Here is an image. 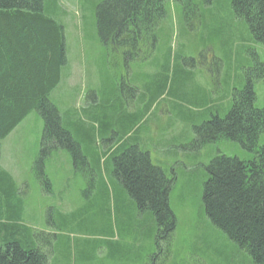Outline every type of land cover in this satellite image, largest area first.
Here are the masks:
<instances>
[{
	"label": "rangeland",
	"instance_id": "obj_1",
	"mask_svg": "<svg viewBox=\"0 0 264 264\" xmlns=\"http://www.w3.org/2000/svg\"><path fill=\"white\" fill-rule=\"evenodd\" d=\"M106 1L44 0L46 13L64 29L68 60L50 99L64 128L80 144L81 158L75 169L67 150L53 153L45 167L51 191L45 193L37 179L44 120L34 112L16 128L11 135L27 136L21 144L30 147L4 146L0 165L18 183L21 224L43 233L41 241L58 236L49 264H250L207 219L203 188L206 169L217 156L249 161L253 155L227 140L201 148L193 140L195 130L212 116L228 115L231 94L245 86L246 70L258 62L264 65V46L234 16L231 0L198 4L188 19L170 0L154 53L128 69L125 57L112 51L110 35L102 37L98 30V10ZM253 86L255 106L264 109V79H255ZM130 101L139 112L132 135L148 141L152 135L175 137L172 145L185 144L164 167L177 177L170 195L177 226L171 246L162 243L160 249L154 244L151 214L140 216L103 168L101 153L123 135L117 120L128 108L120 104ZM259 146L264 147V134ZM97 160L99 176L88 169Z\"/></svg>",
	"mask_w": 264,
	"mask_h": 264
},
{
	"label": "trees",
	"instance_id": "obj_2",
	"mask_svg": "<svg viewBox=\"0 0 264 264\" xmlns=\"http://www.w3.org/2000/svg\"><path fill=\"white\" fill-rule=\"evenodd\" d=\"M169 1L108 0L99 8V33L110 35L112 51L125 57L128 69L129 64L142 63L154 53L157 30L167 16ZM171 1L183 8L188 19L198 4L208 6L217 0ZM231 6L234 16L246 22L252 39L264 46V0H231ZM67 63L64 29L46 13L44 0H0V156L1 142L37 113L45 123L38 162L42 171L37 175L45 193L51 191L45 167L53 153L67 150L75 169L80 165V144L64 128L60 111L50 99ZM258 63L246 70L245 86L231 94L228 115L223 119L212 116L195 130L193 142L201 148L227 140L253 155L249 161L217 156L206 169L203 188L207 219L250 264H264V147L259 146L264 109L255 106L253 86L255 79H264V65ZM123 105L127 107L123 102L121 109ZM127 112L123 110L117 120L123 135H117L115 143L101 153L103 168L140 216L151 214L157 249L162 243L171 246L177 220L170 195L177 177L156 166L150 153L140 147L138 135H132L139 115L126 117ZM88 169L102 175L100 160ZM18 190L0 165V264H49L58 236L46 235L41 241L43 233L36 234L21 224L23 201Z\"/></svg>",
	"mask_w": 264,
	"mask_h": 264
},
{
	"label": "crops",
	"instance_id": "obj_3",
	"mask_svg": "<svg viewBox=\"0 0 264 264\" xmlns=\"http://www.w3.org/2000/svg\"><path fill=\"white\" fill-rule=\"evenodd\" d=\"M127 108H128V112L126 113V117L132 118V116H136L139 114V112H137V110L134 108L133 103L131 104V101L127 103ZM160 136L161 137L159 138L158 135H152L153 139L148 141V138L146 136L138 135V140H139L138 144L140 145V147L143 150H146L147 152L150 153L151 159L156 166L165 170L164 167L168 163L167 158L169 156L179 155L178 152H176L177 154H175V151H177L175 149L176 148L182 149L185 144L184 143H182V144L178 143V145H172L170 143V141H175V137H169V139H166L162 135H160ZM26 139H27V136H23V135H8L1 142V156H2V151L5 148L4 146L10 145V147L13 149H16L17 147L28 149V147H30V145L21 144L22 141L26 140ZM15 140L19 141L20 143L15 144ZM186 140L191 141V139H186ZM193 141H195V140H193ZM148 144L151 148L148 147ZM35 147H37V144H35ZM40 148H41V143H40ZM1 156H0V161H1ZM1 167L3 168L4 171L9 173L11 178H13V181L16 182L14 176L8 170H6V168H4L3 166H1ZM21 194H24V193L21 192Z\"/></svg>",
	"mask_w": 264,
	"mask_h": 264
}]
</instances>
